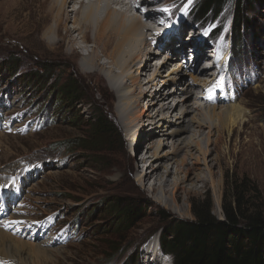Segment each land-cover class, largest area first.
<instances>
[{
  "label": "rangeland",
  "instance_id": "rangeland-1",
  "mask_svg": "<svg viewBox=\"0 0 264 264\" xmlns=\"http://www.w3.org/2000/svg\"><path fill=\"white\" fill-rule=\"evenodd\" d=\"M45 1L0 0V221L4 220L1 228L5 232L48 249L53 261L49 264H144L147 244L153 241L159 246L160 237L176 222L193 221V208L199 202L205 201L211 214L222 220L223 205L231 201L239 187L248 199L246 209L264 215V0H251L246 13L249 23L235 33L231 28L236 2L226 4L218 19L207 27L204 25L212 18L195 19V0H183L170 12V27L183 14L180 23L186 33L179 39L182 44H192L194 33L200 36L199 41L203 40L208 51H201L202 61L212 60V42L219 43L218 50L226 51L219 83L225 97L244 109L245 117L243 124L223 136L209 157L213 160L210 167L215 188L207 184L186 203L181 196L177 203L180 216L158 205L157 200H163L161 194L151 193L137 183L136 168L126 148L130 137H126L128 131L116 113L119 98L110 88L114 80L108 79L107 67H96L98 72H94L95 68L85 63V51L91 50L92 43H83L77 33H68L72 25L67 23L62 24L58 38L52 37L56 43L48 44L44 32L52 20L46 15ZM169 1L174 0H158L156 7ZM148 6L155 7L154 3ZM214 29L219 31L215 40L208 34ZM78 45L82 50L76 49ZM74 48L77 54L71 55ZM96 53L100 55V51ZM179 59L194 63L187 49L169 60L170 66L162 75L167 76ZM8 61H14V70L4 66ZM159 61H152L151 69L159 66ZM101 62L106 64L107 60L102 58ZM144 65L143 61L136 63L132 71L146 81L150 72L144 73ZM43 67H54L53 75L59 81L70 73L77 74L84 87L83 101H92V108L86 104L71 108L61 102L56 96L57 83L25 79V75ZM111 73L118 75L114 68ZM185 78L192 84L190 77ZM119 81L126 79L120 77ZM156 88H161L160 83ZM168 89L172 91L173 86ZM197 92L203 93L204 89L197 87L194 94ZM228 100L213 105L221 108L228 105ZM149 103L148 95L143 97L141 110ZM192 103L202 109L208 106L194 99ZM95 107L109 116L118 133H112L100 146H89L88 119ZM188 133L182 131L179 138L186 141ZM217 154L222 156L215 161ZM181 157L183 154L177 159ZM200 168L202 175L206 174ZM112 199L139 206L142 217L127 228L110 213ZM167 204L172 205L171 201ZM6 264L13 262L7 260Z\"/></svg>",
  "mask_w": 264,
  "mask_h": 264
},
{
  "label": "bare ground",
  "instance_id": "bare-ground-1",
  "mask_svg": "<svg viewBox=\"0 0 264 264\" xmlns=\"http://www.w3.org/2000/svg\"><path fill=\"white\" fill-rule=\"evenodd\" d=\"M157 1L47 0L45 12L51 17L52 25L47 27L44 37H47L48 44L54 45L56 42L52 37H59L62 24L71 23L72 28L68 33H77L83 43H92L91 50L85 51V63L95 68L92 70L94 72H98L96 67L100 70L107 67L108 79L114 80L110 88L119 98L120 109L116 113L128 131L126 137H130L126 148L130 149V159L136 168L137 183L151 193L161 194L163 200L158 199V205L180 216L177 203L181 196L186 203V199L207 184L215 188L210 167L213 160H209V157L223 136L232 132L238 124H243L245 117L244 109L235 100L225 97V89L219 83L220 66L227 60L226 51L219 49L217 65H205L208 60L202 61L200 44L203 40L199 41L200 36L191 34L192 44L188 46L179 41L186 33L180 23L183 14L171 27L167 25L173 5L177 6L183 0L161 2V6L156 7ZM153 3L155 7H146ZM75 5L76 8L73 7ZM69 6L71 9H68ZM71 42L73 44L75 40ZM75 47L82 50L79 45ZM187 49L195 53L194 63L189 65L179 59L174 65L171 64L174 68L167 76L162 75L163 70L170 66L169 60H175ZM96 50L100 51V55ZM70 54L76 55L77 50H70ZM211 56L216 57V54L211 52ZM160 57L163 58L161 62ZM102 58L107 60L106 64L101 62ZM142 61L145 62L144 73L150 72L146 81L132 71L135 64ZM152 61L161 64L151 69ZM112 68L116 69L118 75L111 73ZM120 77L125 78L126 82L119 81ZM185 77H190L192 84ZM159 78L162 79L158 81ZM159 83L161 88L157 89ZM171 85L172 91L167 92ZM197 87L204 89V92L195 95ZM147 95L150 103L141 110V99ZM193 99L208 106L204 105L203 109L195 106ZM227 99L228 105L221 108L214 106ZM178 121L180 123H176ZM182 131L189 132L186 141L179 138ZM165 147H169V150H164ZM137 153L140 154L135 158ZM181 154L183 157L177 159ZM221 156L217 154L215 161ZM132 165L130 161V167ZM200 166L206 174L202 175ZM168 201L172 205L167 204ZM3 221H0V261L4 264L7 260L13 264L53 262L48 256V249L12 238L1 228ZM144 255V264H172L171 258L164 255L153 241L147 244Z\"/></svg>",
  "mask_w": 264,
  "mask_h": 264
},
{
  "label": "trees",
  "instance_id": "trees-1",
  "mask_svg": "<svg viewBox=\"0 0 264 264\" xmlns=\"http://www.w3.org/2000/svg\"><path fill=\"white\" fill-rule=\"evenodd\" d=\"M230 2H236L231 33L239 32L249 23L246 13L251 0H195L192 7L195 19L212 18L204 25L207 27L218 19L224 6ZM218 34L219 31L214 29L210 36L215 40ZM234 40L237 41L238 36ZM234 40L231 43L234 44ZM5 65L12 70L15 68L14 61ZM54 72V67H43L25 75V79L41 84L57 83L56 96L61 102L68 103L71 108L78 104L92 108V101H83L84 87L77 74L70 73L59 81ZM88 126L91 135L89 146H100L108 141L112 133H118L101 108L92 109ZM245 195L238 187L231 201L223 205L222 220L211 214V207L205 201L199 202L193 208V221H178L160 237L161 252L171 258L172 264H264V215L258 210L249 212L246 209L248 199ZM131 204L123 199L110 200V213L127 228L142 217L141 208Z\"/></svg>",
  "mask_w": 264,
  "mask_h": 264
},
{
  "label": "snow or ice",
  "instance_id": "snow-or-ice-1",
  "mask_svg": "<svg viewBox=\"0 0 264 264\" xmlns=\"http://www.w3.org/2000/svg\"><path fill=\"white\" fill-rule=\"evenodd\" d=\"M165 11H167V10L165 9ZM0 264H4V262L0 261Z\"/></svg>",
  "mask_w": 264,
  "mask_h": 264
}]
</instances>
